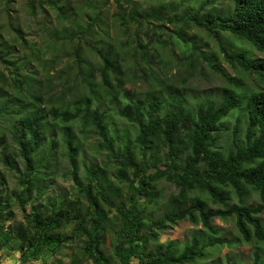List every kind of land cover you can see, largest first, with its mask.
I'll use <instances>...</instances> for the list:
<instances>
[{
  "label": "trees",
  "instance_id": "obj_1",
  "mask_svg": "<svg viewBox=\"0 0 264 264\" xmlns=\"http://www.w3.org/2000/svg\"><path fill=\"white\" fill-rule=\"evenodd\" d=\"M116 2L117 15L124 24L128 18L134 21L163 18L159 16L161 12L151 15L140 11L135 3L126 8V1ZM203 2L194 11L182 12L180 20L217 39L228 34L264 52V0H233L230 8L212 5L207 10L203 9L207 2ZM40 4H48L63 19L70 17L59 0H42ZM171 6L166 4L162 8ZM92 27V22L87 23L71 29L64 37L73 40L90 32ZM181 33L185 35L182 29ZM226 44L229 47L220 48L224 59L257 76L264 84V59L251 57L245 48L236 50V42L226 39ZM80 50L78 46L73 49L76 71L88 94L70 100L59 96L46 103L37 88L41 81L18 71L19 60L9 56V49L0 44V59L13 66L11 75L16 76L11 84L18 87L15 96L0 88V116H7V128L16 145V150L3 153L2 161L18 174V188L11 194L26 219L15 233L6 230L2 213L4 201L8 203L10 197L0 195V250L6 247L11 252L17 251L26 262L42 254H53L68 246L70 240L78 239L82 242L81 256L72 255L71 264H81V260L93 264H113V260L117 264L197 263L205 261L214 245H232V240L218 237V228L212 220L233 218L239 235L236 241H254L257 246L248 264H264V225L259 217L264 211V85L246 90H239L238 85L224 87L218 102L205 97L193 103L181 92L164 94L161 89L146 90L137 97L122 89L117 77L120 67L111 49L94 48L101 61L100 84L90 78L92 70H82ZM109 73L116 75L115 88ZM101 90L111 96L110 105L129 124L128 129L120 130L110 123L113 114L104 109ZM233 114L235 121L229 126L226 119ZM73 125L80 133L93 128L99 138L97 150L105 151L115 168V181L108 178L107 166L97 162H84V176L78 175L84 142L73 134ZM227 131L228 138L222 141ZM57 134L62 136V149L69 163L67 173L76 193L49 197L25 213L32 192L40 198L45 191V180L55 161ZM162 180L177 189L166 200L157 188ZM249 189L258 193L259 201L254 205L244 201ZM232 193L237 196V203L228 202ZM209 202L221 206L213 208ZM184 219L201 224L202 229L194 230L183 244L158 243L161 232ZM109 229H113L111 238ZM107 242L110 255L104 250ZM227 257L229 264H241L236 259L230 260L229 253ZM51 264L62 261L58 259Z\"/></svg>",
  "mask_w": 264,
  "mask_h": 264
},
{
  "label": "rangeland",
  "instance_id": "obj_2",
  "mask_svg": "<svg viewBox=\"0 0 264 264\" xmlns=\"http://www.w3.org/2000/svg\"><path fill=\"white\" fill-rule=\"evenodd\" d=\"M41 1L0 0V44H5L9 49V56L17 62L19 60L17 66L21 70L18 71L26 73V77L33 76L41 81L37 88L41 89L40 94L46 103H49L51 98L55 100L59 96L70 100L82 93L88 94L86 85L81 82V75L76 71L73 49L77 46L81 48L82 70L84 72L92 70L93 76L90 78L97 84L102 81L99 71L101 61L94 48L104 51L111 49L114 53L113 58L120 67L117 77L121 79L122 89L136 94L137 97L146 90L161 89L164 94L181 92L193 103L205 97L218 102L224 87L235 88L238 85L239 90H246L249 87L258 88L264 85L258 81L257 76L247 74L237 64L228 63L220 48L229 47L226 44L227 39L238 44L236 50L240 47L247 49L253 58L264 59V52L256 50L247 41L235 40L228 34H223V38L217 39L199 27H188L179 18L182 12L196 10L204 3L203 1L207 2L203 5V9L207 10L212 5L230 8L233 0H120V3L126 1L124 3L126 8L135 3L140 11L151 15L161 12L159 16L163 17L139 21L128 18L125 24L117 15L119 7L116 0H59L63 10L70 15L67 19L59 17L57 10L48 4H40ZM166 4L172 5L171 9H163L162 6ZM168 18L174 19L170 21L167 20ZM90 22L93 27L87 34L76 36L73 40L64 37L71 29L86 26ZM181 29L185 35L181 33ZM12 70L13 66L7 65L0 59V74H3V77H0V88L6 89L15 96L18 87H13L11 84L13 77L16 76L11 75ZM109 80L115 88L116 75L109 73ZM20 91L22 93V90ZM101 93L104 96L102 99L104 109L113 114L110 123L120 130L124 127L128 129L129 124L116 114L113 110L115 106L110 105L111 96L106 95L102 90ZM119 99L120 96L117 100ZM234 116L233 114L230 119H226L229 126L234 124ZM6 117L0 116V140H2L0 142V195L10 197L8 203L4 201L5 209L2 218L5 220V229L15 233L21 224L26 223V219L19 204L15 202V196L11 194L13 189L18 188V174L8 169L2 161L3 153L16 150V145L7 128L9 126ZM72 130L73 134L79 136L84 142L81 144L78 159V175L84 176V162H97L107 166L108 178L115 181V168L106 156V152L97 150L99 138L93 128L80 133L73 125ZM59 134H57L59 141L55 151V161L49 169L50 175L45 180L47 185L45 191L40 198H36L35 193L32 192L31 200L25 206V213L29 212L32 205H41L49 197L58 198L76 193L71 175L67 173L69 163L62 149V136ZM228 134V131L224 132L222 141H226ZM17 163L19 167H22L19 159ZM157 188L161 190L164 200L168 195L177 192L176 187L166 180L160 181ZM244 201L247 205L258 203V193L249 189L244 195ZM228 202L237 203V196L232 193ZM209 204L213 208L221 206L212 202ZM112 215L114 211L110 214ZM259 217L264 225V211L259 214ZM115 222L116 220L113 219V225ZM212 223L218 228V237L223 240H232V245L216 244L211 247V252L204 262L187 264H229L228 253L232 256L230 260L236 259L241 264L251 262L252 250L257 246L254 241L251 243L236 241L239 235L233 218L228 220L214 218ZM200 229H202L201 224L195 225L184 219L161 232L158 243L176 241L183 244L194 230ZM112 230L109 229L108 238L113 237ZM81 244V240H70L68 246L58 248L55 253L42 254L38 259L29 258L26 262L20 259L19 252H11L3 247L0 250V264H51L58 259L62 261V264H71L72 255L81 256ZM104 250L107 255L111 254L109 242L104 246ZM262 254L264 257V245ZM112 262L117 264L115 260ZM81 264L93 263L90 260H81Z\"/></svg>",
  "mask_w": 264,
  "mask_h": 264
}]
</instances>
